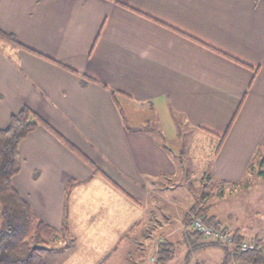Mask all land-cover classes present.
I'll use <instances>...</instances> for the list:
<instances>
[{"label": "crops", "instance_id": "crops-1", "mask_svg": "<svg viewBox=\"0 0 264 264\" xmlns=\"http://www.w3.org/2000/svg\"><path fill=\"white\" fill-rule=\"evenodd\" d=\"M0 31L40 54L0 43V129L27 107L55 132L21 141L12 178L39 220L66 215L74 243L47 264H105L143 213L180 215L160 204L179 164L119 108L130 129L181 117L211 145L231 124L217 181H243L264 149V0H0ZM157 226L155 249L183 223Z\"/></svg>", "mask_w": 264, "mask_h": 264}, {"label": "rangeland", "instance_id": "rangeland-1", "mask_svg": "<svg viewBox=\"0 0 264 264\" xmlns=\"http://www.w3.org/2000/svg\"><path fill=\"white\" fill-rule=\"evenodd\" d=\"M123 109L126 123L131 126V115L130 119L125 108ZM165 123L169 124L172 129L169 131L164 125L162 126L163 131L160 128V130H155V139L165 144L177 157L182 151V157L177 160L180 166L177 175L163 180L162 186L167 189L163 193L165 200L160 204L172 210L168 206V200L171 199L172 206L179 210L180 215L165 219L155 216L156 220L153 218L151 224H147L145 221L148 213H143L142 230H134L130 234L135 242L123 243L105 264H155V262L150 263V258L156 255L158 245L156 249L154 246L162 233V231L157 232L159 231L157 225L162 222L167 223L169 219L171 221L181 219L183 228L182 231L171 236L164 245L165 248L170 249L172 255V258L165 264H183L186 254L190 252L184 238V235L187 237L188 234L187 229L184 228V216L195 198L200 202L203 201L202 206L210 208L209 213L216 215L218 221L221 222V227L232 231L239 229L250 240L256 235L264 238V161H262L264 149L259 152L257 161L253 163L254 168L247 172L243 181L236 183L235 186L227 184L220 192L214 191L218 183L212 171L214 145L205 144L203 141L206 140L205 137L193 133L186 127L181 117H177L176 121L168 118ZM202 195H204L203 199ZM198 242L207 244L203 238ZM221 252L218 247L195 250L191 253L193 261H190V264L197 262L194 261L196 258L206 261L209 256L211 257L209 264H216V261L221 258Z\"/></svg>", "mask_w": 264, "mask_h": 264}, {"label": "trees", "instance_id": "trees-1", "mask_svg": "<svg viewBox=\"0 0 264 264\" xmlns=\"http://www.w3.org/2000/svg\"><path fill=\"white\" fill-rule=\"evenodd\" d=\"M0 43L40 55L21 45L13 35L3 31H0ZM112 96L113 101L117 104L114 93H112ZM119 112L123 123L130 131L154 133L155 130H159L153 123H147L143 128L130 129L120 108ZM230 125L222 137L213 138L215 136L210 134L214 139L212 142L214 145V156L218 154L230 129ZM38 126H44L48 130H52L46 122L38 117L31 109L24 107L17 114L10 116L8 125L5 129H0V264H47L44 259L46 253L63 251L69 248L74 242L69 232L66 215L63 216L62 225L59 230L52 228L33 214L29 205L21 198L12 185V178L20 169L18 147L21 141ZM207 133L209 134V132ZM163 146L171 155L172 159L179 164L177 160L182 157V151L177 157L165 144H163ZM262 161H264L263 158ZM252 168H254L253 163L249 165L247 172ZM227 184L232 186L236 185V183L218 181L214 191H222ZM203 187L204 189L206 188L205 185ZM202 196L203 199L204 195ZM202 203V200L200 202L195 198L192 206L184 216V228L187 229V237L190 243L188 244L190 252L187 254L184 264H189L191 259L190 254L195 250L208 247L220 248L218 245L200 244V242H198L202 236L191 227L192 214L202 216L206 226H211L215 229L229 230L228 228L221 227V222L218 221L216 215L209 213L210 208L202 206ZM230 231L238 240L246 238L239 229ZM250 241L256 244V249L247 252L237 251L234 253V260L242 264H264V238L256 235ZM65 243H67L66 246H64ZM34 244L46 247L47 249L34 250L32 247ZM164 245V241L158 244L155 264H165L172 258L170 249L165 248ZM221 251L223 252L221 264H231V257L227 255L223 249H221ZM197 264L201 263L197 262Z\"/></svg>", "mask_w": 264, "mask_h": 264}, {"label": "built area", "instance_id": "built-area-1", "mask_svg": "<svg viewBox=\"0 0 264 264\" xmlns=\"http://www.w3.org/2000/svg\"><path fill=\"white\" fill-rule=\"evenodd\" d=\"M192 229L198 232L205 243L218 245L223 249L227 255L231 257V264H242L239 261H235L233 256L235 252H247L256 249V244L248 239L238 240L230 230L215 229L211 226H206L202 216L197 214L191 215ZM264 251V247H263ZM156 255L150 258V263H154ZM193 264H197L193 262Z\"/></svg>", "mask_w": 264, "mask_h": 264}, {"label": "water", "instance_id": "water-1", "mask_svg": "<svg viewBox=\"0 0 264 264\" xmlns=\"http://www.w3.org/2000/svg\"><path fill=\"white\" fill-rule=\"evenodd\" d=\"M66 244H67V243H65L64 246H66ZM32 247H33L34 250H46V249H47L46 247L38 246V245H36V244H34Z\"/></svg>", "mask_w": 264, "mask_h": 264}]
</instances>
